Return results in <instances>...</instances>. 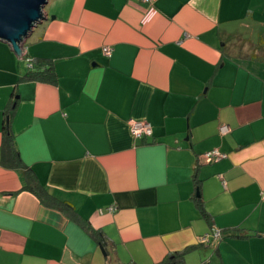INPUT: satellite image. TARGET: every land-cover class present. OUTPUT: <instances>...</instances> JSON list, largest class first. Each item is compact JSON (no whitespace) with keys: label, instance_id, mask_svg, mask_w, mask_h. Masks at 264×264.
Masks as SVG:
<instances>
[{"label":"crops","instance_id":"obj_1","mask_svg":"<svg viewBox=\"0 0 264 264\" xmlns=\"http://www.w3.org/2000/svg\"><path fill=\"white\" fill-rule=\"evenodd\" d=\"M46 6L20 59L0 41V264H264V0ZM39 60L54 78L21 81ZM6 124L22 167L3 163Z\"/></svg>","mask_w":264,"mask_h":264},{"label":"water","instance_id":"obj_2","mask_svg":"<svg viewBox=\"0 0 264 264\" xmlns=\"http://www.w3.org/2000/svg\"><path fill=\"white\" fill-rule=\"evenodd\" d=\"M48 1L0 0V41L10 46L17 59L23 56V43L32 30L47 20Z\"/></svg>","mask_w":264,"mask_h":264},{"label":"trees","instance_id":"obj_3","mask_svg":"<svg viewBox=\"0 0 264 264\" xmlns=\"http://www.w3.org/2000/svg\"><path fill=\"white\" fill-rule=\"evenodd\" d=\"M36 63V69L31 70L28 72V74L21 79V81H50L52 78H54V73L53 71V63L48 62V61H35ZM8 117L9 119L12 116V113L14 109H9L8 110ZM4 140H3V151H2V157H3V163L7 164L8 167L11 168H19L22 167L23 164L21 163V160L18 156V153L16 152L14 146H13V138L10 133V128L9 124L5 125L4 128ZM27 190L30 192L34 193L37 195L42 202L47 204L48 206H56L61 208L64 212H70L72 213L71 209L67 205H60L57 204L51 197H49L43 190L42 188L38 185L37 181L35 178L32 176V174L27 171L26 172V187ZM197 202V207L199 209V212L203 218H207L208 215L204 210L203 204L201 200L198 198L196 200ZM86 231L88 235L99 245V246H104L105 245V237L102 232L100 231H95L91 228H86ZM187 251H184L182 253H178L175 255L173 260H179L181 259ZM165 264H170L171 262L169 261H163Z\"/></svg>","mask_w":264,"mask_h":264},{"label":"built area","instance_id":"obj_4","mask_svg":"<svg viewBox=\"0 0 264 264\" xmlns=\"http://www.w3.org/2000/svg\"><path fill=\"white\" fill-rule=\"evenodd\" d=\"M148 1V0H145ZM103 54L105 57H110L111 56V49L109 47H104L103 48ZM27 67L29 69L33 68V61L30 59H27ZM129 131L130 134L136 138V139H141V138H149L152 136V128L151 125L144 120H130L129 121ZM219 132L221 135H226L229 132V128L227 126H222L219 128ZM203 162L206 164L214 163L221 161L226 158V155L217 151L213 150L210 152H207L201 156ZM224 184V183H223ZM116 210L114 206H111L106 209L108 213H112ZM101 214L102 211H99ZM212 238L213 241L217 242L221 238V233L217 229H212L209 235H205L199 239V241L202 244L209 243V238Z\"/></svg>","mask_w":264,"mask_h":264},{"label":"rangeland","instance_id":"obj_5","mask_svg":"<svg viewBox=\"0 0 264 264\" xmlns=\"http://www.w3.org/2000/svg\"><path fill=\"white\" fill-rule=\"evenodd\" d=\"M49 1H50V0H49ZM44 9H45V10H46V9H48V6H45V8H44Z\"/></svg>","mask_w":264,"mask_h":264}]
</instances>
